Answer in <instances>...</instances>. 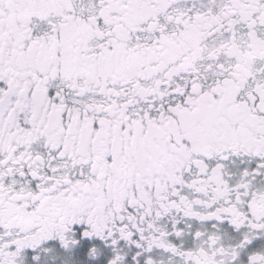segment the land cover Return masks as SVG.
Listing matches in <instances>:
<instances>
[{
  "label": "snow or ice",
  "instance_id": "6c2138e0",
  "mask_svg": "<svg viewBox=\"0 0 264 264\" xmlns=\"http://www.w3.org/2000/svg\"><path fill=\"white\" fill-rule=\"evenodd\" d=\"M0 264H264V0H0Z\"/></svg>",
  "mask_w": 264,
  "mask_h": 264
}]
</instances>
